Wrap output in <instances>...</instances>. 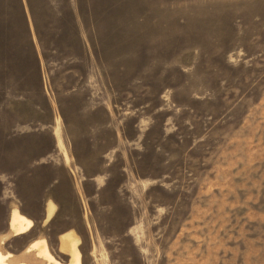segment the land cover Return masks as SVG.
<instances>
[{
    "label": "rangeland",
    "instance_id": "obj_1",
    "mask_svg": "<svg viewBox=\"0 0 264 264\" xmlns=\"http://www.w3.org/2000/svg\"><path fill=\"white\" fill-rule=\"evenodd\" d=\"M69 229L81 264H264V0H0V251Z\"/></svg>",
    "mask_w": 264,
    "mask_h": 264
},
{
    "label": "crops",
    "instance_id": "obj_2",
    "mask_svg": "<svg viewBox=\"0 0 264 264\" xmlns=\"http://www.w3.org/2000/svg\"><path fill=\"white\" fill-rule=\"evenodd\" d=\"M54 192H48L45 194V199L44 196H37L36 198L32 199L24 195L23 193H18V197L20 199V202H22L18 207H11L8 210L7 218H6V223L8 226V231L11 234V237H17L20 235L27 234L28 232L33 229L37 221H41V225H47L49 224L55 217L56 213L60 210L59 209V203L56 199V194ZM34 206L35 208H30ZM14 212L22 218H24L27 222L28 225L22 229L15 230V228L12 225V221L14 220ZM74 233L77 237V244L76 248L78 251V260L79 264H81L80 258H81V251H80V237L78 233L74 229H69L66 231H63L59 233L56 237V251L60 254L66 257L65 261L59 260L51 251L48 245V242L46 238L40 237V238H35L33 239L28 246L25 249V253L29 252H34L35 257H37L41 262L44 264H69L70 261V254L63 251L61 247V237L68 235L70 233ZM37 245L43 246L47 253L51 256L52 261H49L47 258L42 256L40 254V251L37 248ZM0 255L4 257V263L9 264L7 262L9 257H13L14 255L12 253H2L0 251ZM18 264H26L25 262H20Z\"/></svg>",
    "mask_w": 264,
    "mask_h": 264
},
{
    "label": "bare ground",
    "instance_id": "obj_3",
    "mask_svg": "<svg viewBox=\"0 0 264 264\" xmlns=\"http://www.w3.org/2000/svg\"><path fill=\"white\" fill-rule=\"evenodd\" d=\"M12 225L15 228V230L22 229L28 225V222L18 216L16 212H14V220L12 221ZM77 244V237L74 233H70L68 235H65L61 237V249L67 253L70 254V261L69 264H79L78 260V251L76 248ZM38 250L40 251V254L47 258L49 261H52L51 256L47 253L46 249L43 246L37 245ZM0 264H5L4 263V257L0 255ZM57 264V263H56Z\"/></svg>",
    "mask_w": 264,
    "mask_h": 264
}]
</instances>
